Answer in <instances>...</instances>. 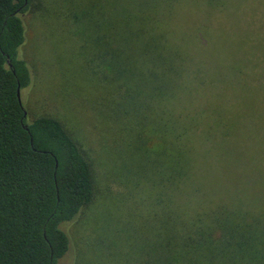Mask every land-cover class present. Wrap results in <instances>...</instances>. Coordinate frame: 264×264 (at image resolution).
Here are the masks:
<instances>
[{
	"label": "rangeland",
	"instance_id": "rangeland-1",
	"mask_svg": "<svg viewBox=\"0 0 264 264\" xmlns=\"http://www.w3.org/2000/svg\"><path fill=\"white\" fill-rule=\"evenodd\" d=\"M215 1L219 4L210 8L208 0H179L173 9L172 39L186 56L178 62L185 79L179 89L182 108L185 104L199 114L190 138L195 185L187 190L182 186L187 194L178 192L175 202L190 212L207 210L221 200L230 206L240 200L243 207L261 210L264 0ZM32 2L23 17L27 42L22 58L33 82L22 102L30 121L48 116L62 123L91 163L96 184L94 202L63 226L70 250L59 264H144L154 249L146 226L153 224L152 215L161 211L166 198L154 155L162 142L147 131L142 137L134 115L120 113L123 93L116 73L99 58L90 63L94 47L103 52L97 41L118 48L117 23L109 28L110 19L118 17V0ZM104 6L105 17L100 16ZM88 9L95 21L89 30ZM152 66L122 65L131 71L129 84L148 81L145 97Z\"/></svg>",
	"mask_w": 264,
	"mask_h": 264
},
{
	"label": "trees",
	"instance_id": "trees-1",
	"mask_svg": "<svg viewBox=\"0 0 264 264\" xmlns=\"http://www.w3.org/2000/svg\"><path fill=\"white\" fill-rule=\"evenodd\" d=\"M32 1L0 0V264H59L70 250L63 226L96 197L93 167L77 141L55 118L30 121L18 97L19 88L23 95L33 82L22 58L27 42L23 17ZM177 1L118 0V17L109 22L110 29L117 23L118 48L97 41L103 52L94 47L90 61L99 58L116 73L123 93L120 113L134 115L142 137L147 131L162 142L154 155L166 198L161 211L152 215L153 224L146 226L154 253L149 249L144 264H264V208L243 207L240 200L230 206L221 200L207 210L190 212L175 202V194H187L186 186L195 185L190 138L199 123L196 109L185 104L182 108L184 98L179 95L185 79L178 62L186 56L172 39ZM208 1L210 8L217 6L215 0ZM90 12L88 30L95 25ZM100 16H107L105 6ZM126 63L153 65L149 96L143 95L148 81L128 83L131 71L122 67ZM103 78L108 84L109 75Z\"/></svg>",
	"mask_w": 264,
	"mask_h": 264
},
{
	"label": "water",
	"instance_id": "water-1",
	"mask_svg": "<svg viewBox=\"0 0 264 264\" xmlns=\"http://www.w3.org/2000/svg\"><path fill=\"white\" fill-rule=\"evenodd\" d=\"M9 65H10V67H11L10 62H9ZM18 97H19L20 101L22 102V94H21V89H20V88H19V91H18ZM26 128H27V127H26Z\"/></svg>",
	"mask_w": 264,
	"mask_h": 264
}]
</instances>
